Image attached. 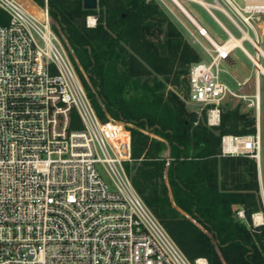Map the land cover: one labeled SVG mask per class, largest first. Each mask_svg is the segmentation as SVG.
Masks as SVG:
<instances>
[{
	"label": "built area",
	"instance_id": "obj_1",
	"mask_svg": "<svg viewBox=\"0 0 264 264\" xmlns=\"http://www.w3.org/2000/svg\"><path fill=\"white\" fill-rule=\"evenodd\" d=\"M250 2L205 8L250 35L259 71L264 55L250 19L262 21L264 0ZM0 9L8 15L0 24V264H199L204 258L191 262L135 190L127 123L98 117L47 5L40 17L21 0H0ZM218 58L226 57L218 52L187 74L188 102L207 110L210 125L225 97L244 98L220 79ZM253 105L258 111V95ZM72 112L81 128L72 127ZM226 138L233 149L225 150ZM260 146L258 131L221 139L223 155L259 159Z\"/></svg>",
	"mask_w": 264,
	"mask_h": 264
},
{
	"label": "trees",
	"instance_id": "obj_2",
	"mask_svg": "<svg viewBox=\"0 0 264 264\" xmlns=\"http://www.w3.org/2000/svg\"><path fill=\"white\" fill-rule=\"evenodd\" d=\"M34 1L47 5L98 117L131 125L132 184L184 255L264 264V224L252 223L262 206L255 161L222 156L221 148L224 135L256 133L253 110L226 100L210 125L206 109L188 107L187 74L201 58L155 0H98L95 9L83 0ZM7 22L0 9V24ZM72 127H82L74 112Z\"/></svg>",
	"mask_w": 264,
	"mask_h": 264
},
{
	"label": "rangeland",
	"instance_id": "obj_3",
	"mask_svg": "<svg viewBox=\"0 0 264 264\" xmlns=\"http://www.w3.org/2000/svg\"><path fill=\"white\" fill-rule=\"evenodd\" d=\"M155 1L158 2V4L166 12L169 18L178 27V29L183 34L184 38L199 53L201 58L200 62L210 63L213 60V58L217 56L218 52L211 46V44L205 38L197 35L194 25L188 20V18L182 13V11L171 0H155ZM180 1L182 5L187 9V11L193 15V17L198 21V23L201 26H203L206 29V31L209 33V35L217 42L222 43L229 37V34L223 30L222 28L223 26L227 29L228 32H230L235 37H240L242 35L240 30L237 29V27L233 25L232 22L220 11L215 9H210L214 14V16H212L211 14H209V12L206 10L204 6H202L197 2H194L192 0H180ZM206 1L212 2V0H206ZM238 1L240 3L243 2V0H238ZM88 17L86 18V24L88 26H91L88 23ZM250 22L257 29V32L260 35V39H259L260 43H258L259 48L264 49V15L262 16V21L257 22L255 19H250ZM259 25L260 27H258ZM251 33L252 31H250V34ZM59 38L63 42V44L64 42L66 43L65 39L62 40L63 37L61 38L59 36ZM243 44L245 48L252 55H255L257 50L256 47H254L250 42H248V40H244ZM228 57L231 58V61L228 60ZM258 61L264 67V59L260 57ZM217 67L219 69L220 79L223 82H225L232 91L244 96L243 98V97H236L233 95H229L223 99L222 103L229 99L232 104L241 102L243 105V110H253L256 116V109L255 106L253 105V101L255 100V96L258 95L259 111L261 112V116L263 117L264 116V75L259 73L257 66L253 64L252 60L242 50L236 48L226 58L224 59L218 58ZM85 76L87 78L86 74ZM178 92H184V91L182 90ZM187 103L190 109H194L198 112H201L200 108L194 105L193 103H189V102ZM111 120H113V118L109 116L108 121ZM126 126L129 127L131 125L127 123ZM260 145H261L260 158L262 160L263 173H264V130H262L261 132ZM261 207L263 209V205ZM253 214H252V218H253ZM253 221L255 222L254 218Z\"/></svg>",
	"mask_w": 264,
	"mask_h": 264
},
{
	"label": "bare ground",
	"instance_id": "obj_4",
	"mask_svg": "<svg viewBox=\"0 0 264 264\" xmlns=\"http://www.w3.org/2000/svg\"><path fill=\"white\" fill-rule=\"evenodd\" d=\"M181 11L182 13L188 18V20L195 26L198 25L200 26V28L203 29V27H201V25L198 23V21L193 17V15L187 11V9L182 5L180 0H171ZM194 2H197L199 4H201L202 6L208 8L212 5V3H210L209 1L206 0H192ZM263 4V0H252V2H250V6L251 7H255V6H262ZM216 7L218 8H223L220 4H215ZM221 22V21H220ZM88 23L89 25H94L95 24V17L94 16H89L88 17ZM223 26V25H222ZM224 27V26H223ZM226 32L229 34L228 39H226L224 42L219 43L217 42L215 39H213L208 32H205L204 34L207 36V39L210 40L212 47L217 51L220 52V54L222 56L227 57L230 53H232V51H234L236 48H239L240 50H242L252 61L254 60L256 62V59L254 57V55H252L244 46L243 41L246 39L251 38L250 35L246 32L243 31L242 35L240 37H235L233 36L231 33H229L227 30ZM259 50H261L262 54L264 55V49H261L258 47ZM258 66L260 68L259 73H261L262 75H264V67L259 65ZM258 73V72H257ZM217 117V112L213 111L212 112V120H216ZM224 148L225 150H229V149H233L230 145V138H226L225 139V144H224ZM241 146V145H240ZM254 220L255 222H260L261 221V215L260 214H255L254 215ZM199 264H206V260L205 259H199L198 260Z\"/></svg>",
	"mask_w": 264,
	"mask_h": 264
},
{
	"label": "crops",
	"instance_id": "obj_5",
	"mask_svg": "<svg viewBox=\"0 0 264 264\" xmlns=\"http://www.w3.org/2000/svg\"><path fill=\"white\" fill-rule=\"evenodd\" d=\"M21 2L25 5V7L27 9H29L30 11H32L33 13H35L39 17L41 16V7L38 4H36L34 0H21ZM256 118H257L256 119V121H257V123H256V132L257 131L259 132V136H260V140H261V132H262V130H264V116L263 117L261 116V112L259 110L258 111L256 110ZM218 123H219V121H218ZM222 156H226V157H229V158L236 159V158H238L240 156V154H227V155H223L222 154ZM242 156H247L248 158L253 159L255 161V167H256V173H257V181L256 182H257V187H258V193H259V196L261 197V202H262V205H263V209L261 207V209L258 212L253 214V218H254L255 214H260L261 218H262L261 222L255 223L253 221V218H252V221H253V225L255 224V226L256 225H260V224H264V211H263L264 210V173H263L262 160L260 158V155H259V159H257L256 157H253L251 155L242 154ZM229 172H230V177L228 178V180L226 182V187H227V189H233L232 185L235 182V180H234V178L232 176L235 173V171L233 170V172L232 171H229ZM247 174L248 173L245 172L246 179H247V181L250 182V178H249V176ZM239 211H242V209H239L237 211V215H238ZM238 217L241 218V219H244V214H243V217H240L239 215H238ZM207 264H208V262H207Z\"/></svg>",
	"mask_w": 264,
	"mask_h": 264
},
{
	"label": "water",
	"instance_id": "obj_6",
	"mask_svg": "<svg viewBox=\"0 0 264 264\" xmlns=\"http://www.w3.org/2000/svg\"><path fill=\"white\" fill-rule=\"evenodd\" d=\"M98 0H83V7L85 9H95L97 8ZM228 60L231 61V58L228 57Z\"/></svg>",
	"mask_w": 264,
	"mask_h": 264
}]
</instances>
